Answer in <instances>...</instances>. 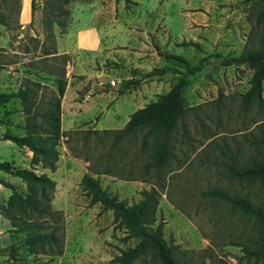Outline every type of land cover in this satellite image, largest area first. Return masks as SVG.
<instances>
[{
  "label": "rangeland",
  "instance_id": "1",
  "mask_svg": "<svg viewBox=\"0 0 264 264\" xmlns=\"http://www.w3.org/2000/svg\"><path fill=\"white\" fill-rule=\"evenodd\" d=\"M17 2L0 7V36L8 31L0 65L16 62L21 84L41 86L38 113L47 110L53 95L54 72L63 70L71 86L61 107L63 136L57 146V167L47 169L58 183L51 204L63 216L59 222L64 226L60 232L63 253L33 255L12 244L0 254V264H116L114 256L136 244L137 239L127 238L123 223L115 220L111 209L91 205L80 183L84 173L97 177L104 188L129 204L156 186L161 195L157 222L163 223V237L177 244L189 264H264L245 255L243 247L252 246L250 238L256 231L251 220L219 197L201 195L207 188L221 187L231 196H243L264 207V183L235 179L228 171L231 163L246 165L257 156L253 140L264 116L240 106L251 70L246 65L226 67L222 62L237 57L250 42L256 43L260 33H251V13L263 8L264 0H141L135 12L158 16V27L140 40L141 54L131 53L133 48L117 58L65 55L57 47L75 10L91 7L88 19L99 24V16L109 12L102 6L112 0H71L65 7L69 12L65 31L56 23L49 27L45 20L52 13L53 1L32 0L33 22L25 27L17 20L22 0ZM23 4L28 12L29 0ZM82 17L78 14L77 18ZM166 54L181 55L192 67L204 60L206 66L194 76L187 75L185 65L167 60ZM155 67L175 68L178 73L143 77ZM181 76L187 77V110L174 132L175 155L154 176L152 169H145L153 153L152 137H144L146 129L133 131L112 145L114 130L122 128L136 110L167 94ZM131 79L139 80L137 88L126 86ZM21 106L18 98L8 104L12 112ZM0 116V123H7Z\"/></svg>",
  "mask_w": 264,
  "mask_h": 264
},
{
  "label": "trees",
  "instance_id": "2",
  "mask_svg": "<svg viewBox=\"0 0 264 264\" xmlns=\"http://www.w3.org/2000/svg\"><path fill=\"white\" fill-rule=\"evenodd\" d=\"M53 5L49 12L55 10L54 17H47L48 26L58 24L62 30L68 28L69 16L65 8L71 0H51ZM129 3V0H125ZM48 10V9H47ZM32 16L35 6L31 5ZM253 26L251 33H260L255 44L245 45L237 57L224 59L226 67H238L246 65L251 74L248 79V89L242 93L240 106L243 110L253 108L259 117L264 116V7L251 13ZM57 17V18H56ZM59 17L62 18L59 19ZM56 18V19H54ZM191 45L192 43H183ZM165 58L170 61L183 63L187 75L194 76L205 65L202 60L197 66H193L181 55L166 54ZM64 59V58H63ZM178 73L175 68L155 67L143 74V77L164 76L169 73ZM55 89L47 102V110L38 113L39 102L37 96L41 86L38 83H29L21 87L18 92L0 95V105L8 103L11 98L20 99L22 111L26 117L25 133L22 135L4 134V139H11L19 146H26L33 152L30 162L31 167H19L10 161L0 162V169L20 177L27 185V191H20L12 183H5L13 188L5 204L0 207L3 216L12 219L15 228L24 232L16 246L24 247L30 254L51 253L61 255L63 253L61 211L54 209L51 204L55 193L56 181L46 172L37 173L39 168H47L54 171L60 156L57 148L63 136L61 118V99L66 93L67 81L65 72H54ZM139 80L131 79L126 86L137 88ZM187 77L181 76L173 84L171 90L161 95L155 101H151L129 116L127 123L114 130L112 145L133 131L145 128L144 137H152L153 153L151 161L145 165L146 170L152 169L154 176H159L170 164L175 155L173 148L174 132L179 120L182 119L187 108L184 103V88ZM258 137L253 140L256 144L257 156L249 160L246 165L231 163L228 167L229 176L235 179H255L264 183V120L257 124ZM80 183L88 193L89 202L100 204L102 210L111 209L115 220H119L125 227L127 238H135L134 246L122 250L116 254L112 262L116 264H189L177 244L169 243L163 237V223L158 221V207L161 197L156 186L143 191V196L136 202L129 204L126 200L118 197L104 188L97 177L84 173ZM201 195L219 197L228 203V206L246 216L256 227L254 236L250 238L252 246H244L245 255L253 257L254 261L264 263V207L243 196H231L221 187L207 188ZM53 219V222H49ZM10 245L6 250L9 251Z\"/></svg>",
  "mask_w": 264,
  "mask_h": 264
},
{
  "label": "crops",
  "instance_id": "3",
  "mask_svg": "<svg viewBox=\"0 0 264 264\" xmlns=\"http://www.w3.org/2000/svg\"><path fill=\"white\" fill-rule=\"evenodd\" d=\"M31 1L29 0L28 12L24 9L23 0L18 9L17 20L24 27L30 26L33 22ZM130 1L128 3L125 0H112L107 6H102V10L107 9L109 12L107 15L99 16L97 19L99 24H96V20H91V17L88 19L91 7L84 11L82 9L79 11L75 10L68 31H66L63 38L57 39L58 50L65 55L77 54L78 56H84L86 53H92L94 56L106 55L107 57L112 55L113 58H117L118 56L122 57L126 50L129 51L134 48L136 50L131 51V53L141 54L139 51L141 48L139 46L140 40L145 39L144 37L148 36L149 32H154L157 29L159 18L158 16H150L146 11L137 14L135 9L140 7L141 0ZM5 2L8 6H11L14 0H0V7L4 6ZM15 2L18 4L17 0ZM111 7L112 10H110ZM78 14L83 16L82 19L77 18ZM160 21L163 20L161 19ZM190 24H192V21L187 24L188 28ZM5 34L7 37H5ZM7 40L8 31L5 30V33L0 36V49L5 47ZM141 43L145 45L144 41ZM16 64V62H13L6 66L4 64L0 65V95L9 94L10 92L16 93L21 87L25 86L17 79ZM67 86L61 107H63V103L68 97V92L71 88L70 85ZM14 99L16 98H11L8 103L0 105V115L7 120V123L1 124L0 127V162L10 161L16 166L29 169L33 152L26 146H19L9 138H3V135L8 133L16 135L25 133L22 106L16 112L9 111L8 108V104L14 102ZM0 119H2L1 116ZM4 126H6L5 130H3ZM35 171L37 173L46 172L52 177L47 172V168L38 167ZM5 183H12L18 190L27 191V185L20 177L0 169V207L6 203L8 196L13 192V188L6 186ZM15 227L12 219L3 216L0 210V254H3V251L10 245H17L18 240L24 236V232L17 230Z\"/></svg>",
  "mask_w": 264,
  "mask_h": 264
},
{
  "label": "built area",
  "instance_id": "4",
  "mask_svg": "<svg viewBox=\"0 0 264 264\" xmlns=\"http://www.w3.org/2000/svg\"><path fill=\"white\" fill-rule=\"evenodd\" d=\"M0 127H1V123H0Z\"/></svg>",
  "mask_w": 264,
  "mask_h": 264
}]
</instances>
